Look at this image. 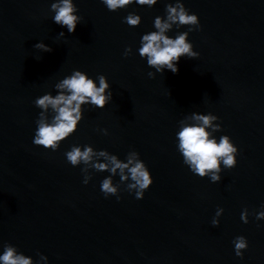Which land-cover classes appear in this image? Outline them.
<instances>
[{"label":"water","instance_id":"water-1","mask_svg":"<svg viewBox=\"0 0 264 264\" xmlns=\"http://www.w3.org/2000/svg\"><path fill=\"white\" fill-rule=\"evenodd\" d=\"M51 2L0 0V244L34 261L42 253L49 264H264V220L254 215L264 204V0H182L201 25L188 36L199 55L153 78L136 49L174 0L115 12L100 0H74L82 21L71 34L52 22ZM130 11L141 16L138 26L122 23ZM38 41L52 51L35 49ZM73 69L105 75L112 100L103 109L85 105L57 151L37 147L33 101L55 94V82ZM193 111L217 115L216 135L238 148L218 183L193 175L176 151L177 122ZM74 143L121 159L136 150L153 183L142 199L123 185L119 200L105 198L106 172H92L85 185L80 166L66 162ZM217 206L224 212L213 227ZM238 235L248 241L242 258L233 251Z\"/></svg>","mask_w":264,"mask_h":264},{"label":"clouds","instance_id":"clouds-1","mask_svg":"<svg viewBox=\"0 0 264 264\" xmlns=\"http://www.w3.org/2000/svg\"><path fill=\"white\" fill-rule=\"evenodd\" d=\"M108 11L127 9L130 5L152 8L159 0H100ZM52 13L51 20L71 34L82 21L78 15V8L74 0H52L49 5ZM141 16L130 11L122 18V23L130 27L141 23ZM187 26L186 30H180ZM200 23L196 13L190 12L182 0L166 3L164 14L156 15L152 20L154 30L147 31L140 36L137 54L150 70L147 75L153 78L165 70L172 73L178 71V61L181 57L194 59L199 53L193 50V44L188 39L189 33L200 30ZM175 29L174 35H169ZM58 38L65 37L62 30ZM41 52H51L50 46L38 41L34 46ZM131 46H125L123 56L131 54ZM53 92H44L35 98L34 105L40 110L35 120L32 144L52 152L57 151L61 143L70 137L83 119L84 106L103 109L112 100L113 93L108 79L103 74L95 78L79 69L57 80L53 85ZM219 118L212 112L200 113L193 111L177 122L174 142L182 163L195 176L207 177L209 182L221 181V173L225 169H232L237 163L238 148L230 136L216 133L221 131ZM108 135L107 129H98ZM66 162L73 167L80 166L83 174L82 183L88 184L92 172H106L100 180V191L105 198L115 196L119 200L121 185L123 191L133 195L135 199H142L145 191L153 183L152 175L146 163L140 158L136 150H129L123 159L106 149H95L91 144L74 143L64 152ZM91 170V171H90ZM119 179L116 180L115 178ZM224 209L217 206L211 219L213 227L219 226V217ZM250 213L247 208L240 212L241 222L247 224ZM256 220H264V204L254 213ZM236 257L242 258L248 247L247 238L243 235L235 236L232 240ZM38 260L25 255L18 247L10 242L0 244V264H49L48 257L38 253Z\"/></svg>","mask_w":264,"mask_h":264}]
</instances>
